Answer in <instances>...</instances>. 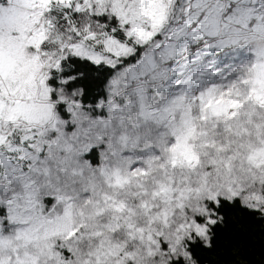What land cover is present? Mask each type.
<instances>
[{"label":"snow or ice","instance_id":"1","mask_svg":"<svg viewBox=\"0 0 264 264\" xmlns=\"http://www.w3.org/2000/svg\"><path fill=\"white\" fill-rule=\"evenodd\" d=\"M0 264H264V0H0Z\"/></svg>","mask_w":264,"mask_h":264},{"label":"rangeland","instance_id":"2","mask_svg":"<svg viewBox=\"0 0 264 264\" xmlns=\"http://www.w3.org/2000/svg\"><path fill=\"white\" fill-rule=\"evenodd\" d=\"M36 20L38 16L29 18L25 13L5 18L3 36L0 37V67L13 81L21 78L29 70V64L25 60L24 48L17 44L10 33L15 30L23 38L28 31L32 30L33 22Z\"/></svg>","mask_w":264,"mask_h":264}]
</instances>
